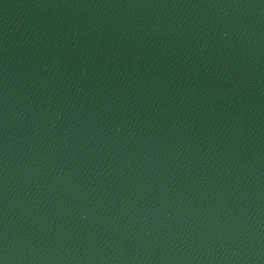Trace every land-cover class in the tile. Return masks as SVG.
<instances>
[{"label": "water", "instance_id": "95a60500", "mask_svg": "<svg viewBox=\"0 0 264 264\" xmlns=\"http://www.w3.org/2000/svg\"><path fill=\"white\" fill-rule=\"evenodd\" d=\"M0 264H264V0H0Z\"/></svg>", "mask_w": 264, "mask_h": 264}]
</instances>
